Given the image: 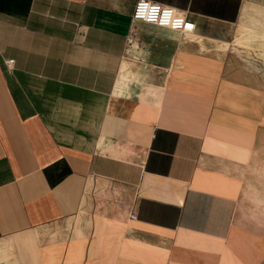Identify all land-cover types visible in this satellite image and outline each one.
I'll use <instances>...</instances> for the list:
<instances>
[{
  "label": "crops",
  "instance_id": "crops-1",
  "mask_svg": "<svg viewBox=\"0 0 264 264\" xmlns=\"http://www.w3.org/2000/svg\"><path fill=\"white\" fill-rule=\"evenodd\" d=\"M135 1L0 0V264H264V0Z\"/></svg>",
  "mask_w": 264,
  "mask_h": 264
},
{
  "label": "rangeland",
  "instance_id": "rangeland-1",
  "mask_svg": "<svg viewBox=\"0 0 264 264\" xmlns=\"http://www.w3.org/2000/svg\"><path fill=\"white\" fill-rule=\"evenodd\" d=\"M247 28H251L253 37H250L251 34L247 33ZM264 10L253 7L251 8L238 24L233 28V40L236 46L244 47L247 49L252 48H264ZM246 36V38H245ZM250 52H247L249 54ZM262 55L264 52H261ZM261 175L264 174V170H259ZM252 199V198H250ZM249 199V200H250ZM252 204V205H251ZM249 212L246 213L244 206H238L234 215V223L242 226L241 224L245 223L244 219L251 220L253 215H261L264 221V199L261 200H251ZM244 210V211H243ZM256 218V217H255ZM254 218V219H255ZM264 234V233H263ZM41 233H37V240L42 241Z\"/></svg>",
  "mask_w": 264,
  "mask_h": 264
},
{
  "label": "built area",
  "instance_id": "built-area-1",
  "mask_svg": "<svg viewBox=\"0 0 264 264\" xmlns=\"http://www.w3.org/2000/svg\"><path fill=\"white\" fill-rule=\"evenodd\" d=\"M132 18L183 34L191 33L195 29V24L185 14L178 12L171 6L151 0H136L132 11ZM11 63L12 59L5 61L7 67ZM130 218L135 219L136 214L132 212Z\"/></svg>",
  "mask_w": 264,
  "mask_h": 264
},
{
  "label": "bare ground",
  "instance_id": "bare-ground-1",
  "mask_svg": "<svg viewBox=\"0 0 264 264\" xmlns=\"http://www.w3.org/2000/svg\"><path fill=\"white\" fill-rule=\"evenodd\" d=\"M189 34V33H188Z\"/></svg>",
  "mask_w": 264,
  "mask_h": 264
}]
</instances>
